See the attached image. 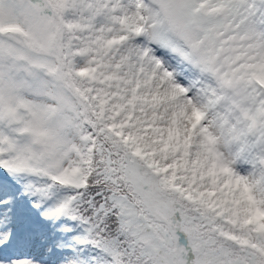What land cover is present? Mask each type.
<instances>
[{
    "label": "snow or ice",
    "instance_id": "snow-or-ice-1",
    "mask_svg": "<svg viewBox=\"0 0 264 264\" xmlns=\"http://www.w3.org/2000/svg\"><path fill=\"white\" fill-rule=\"evenodd\" d=\"M0 264H264V0H0Z\"/></svg>",
    "mask_w": 264,
    "mask_h": 264
}]
</instances>
